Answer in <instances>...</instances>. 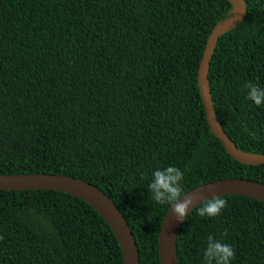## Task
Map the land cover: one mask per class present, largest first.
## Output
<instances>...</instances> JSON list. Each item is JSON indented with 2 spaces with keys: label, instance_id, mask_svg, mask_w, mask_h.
<instances>
[{
  "label": "trees",
  "instance_id": "1",
  "mask_svg": "<svg viewBox=\"0 0 264 264\" xmlns=\"http://www.w3.org/2000/svg\"><path fill=\"white\" fill-rule=\"evenodd\" d=\"M245 1L208 82L228 137L264 154V106L245 88H264V0ZM231 9L227 0H0V175L96 186L125 217L139 264H160L171 205L151 198L155 170L181 169L185 193L221 178L264 184V165L234 160L210 132L197 87L207 38ZM222 197L220 216H199L200 204L183 221L178 264H204L209 235L234 247L232 264H264V203ZM0 236V264H124L105 220L61 191L0 190Z\"/></svg>",
  "mask_w": 264,
  "mask_h": 264
},
{
  "label": "water",
  "instance_id": "2",
  "mask_svg": "<svg viewBox=\"0 0 264 264\" xmlns=\"http://www.w3.org/2000/svg\"><path fill=\"white\" fill-rule=\"evenodd\" d=\"M231 4L229 16L220 20L211 30L197 68V87L210 132L221 142L227 154L244 165H264V154L240 150L221 127L213 105L208 82V72L215 47L221 36L236 28L247 12L245 0H227ZM0 190H55L68 193L91 206L108 224L121 248L124 264H139L138 249L133 234L123 214L114 202L96 186L67 175L19 174L0 175ZM196 197L189 214L204 200L215 195H241L264 203V184L243 178H221L198 185L185 193ZM167 210L160 227L157 246L160 264H178L176 253L177 235L183 221ZM188 214V215H189Z\"/></svg>",
  "mask_w": 264,
  "mask_h": 264
},
{
  "label": "clouds",
  "instance_id": "3",
  "mask_svg": "<svg viewBox=\"0 0 264 264\" xmlns=\"http://www.w3.org/2000/svg\"><path fill=\"white\" fill-rule=\"evenodd\" d=\"M248 89L247 99L257 107L264 106V88L251 82L245 85ZM255 136V133H251ZM184 173L176 166L157 169L152 174V181L148 186L151 198L160 205H171L172 212L177 219L183 221L189 214V209L194 204L196 197L186 195L184 192ZM228 206V200L220 195H215L204 200L197 211L201 217H218L222 210ZM226 235V233H225ZM4 237L0 236V240ZM236 251L231 244L217 240L214 236L207 237V245L204 250V264H232Z\"/></svg>",
  "mask_w": 264,
  "mask_h": 264
}]
</instances>
